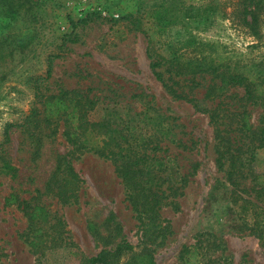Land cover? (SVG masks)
I'll use <instances>...</instances> for the list:
<instances>
[{
	"label": "rangeland",
	"instance_id": "rangeland-1",
	"mask_svg": "<svg viewBox=\"0 0 264 264\" xmlns=\"http://www.w3.org/2000/svg\"><path fill=\"white\" fill-rule=\"evenodd\" d=\"M160 1L42 0L33 17H0V264H87L100 251L116 264H185L186 250L191 264H264V13L258 39L234 15L239 0H211L209 30L204 17H186L152 44V53L227 61L253 78V97L218 72L159 68L170 89L150 67L147 37L122 19ZM190 34L212 47L187 44ZM58 95L79 101L90 122L74 145L64 116L44 117ZM116 133L153 170L156 217L132 209L112 159L93 147L96 134ZM60 157L80 178L66 201L45 189ZM37 204L49 220L32 224L26 212ZM38 228L55 241L36 251Z\"/></svg>",
	"mask_w": 264,
	"mask_h": 264
},
{
	"label": "trees",
	"instance_id": "trees-1",
	"mask_svg": "<svg viewBox=\"0 0 264 264\" xmlns=\"http://www.w3.org/2000/svg\"><path fill=\"white\" fill-rule=\"evenodd\" d=\"M189 0H161L154 4L149 9H143V12L139 15L130 14L122 16V19H130L137 29H139L148 39L147 53L150 57V67L154 70V74L157 79L164 82L162 72L157 71L159 68L164 69L169 75L176 77L195 78L196 74H204L206 72L220 73L225 78L222 79L224 84H239L244 86L245 93L251 96L250 86L254 83L251 76L243 71L231 68L227 61L221 58L212 57L205 54L204 51L199 53L194 52L190 56L177 54L176 51H170L166 55L160 52L152 53V44L158 39V36L169 26L173 27V24L179 19L189 17V19H197L204 17V20L208 22L204 26V31L209 30L213 21L208 20L210 17L216 16L218 9L213 5L211 0H204L195 4L196 6H186ZM237 7L234 8V15L239 19L240 25L247 29L255 38H260V24L262 22L261 15L264 13V0H239ZM42 0H0V17H5L11 20H18L27 17H33V11L41 7ZM177 4V5H176ZM179 5V6H178ZM192 5V4H191ZM181 14V17H179ZM171 25V26H170ZM185 29V24H179ZM183 31V29H182ZM187 44H196V46L208 45L212 47L209 40L204 38L196 39L191 34L184 36ZM254 72L257 77H260L263 70L260 66L253 64ZM166 87L167 84L164 82ZM171 89V88H170ZM175 91V90H174ZM260 97V96H259ZM79 101L69 102L64 95H58L48 97L44 102V117L45 120L50 122L56 117H65L68 121V130H65L64 134L67 141L71 144L76 143L77 129H83L90 125V122L86 119V111L84 107L80 106ZM96 130H99L103 124L97 122ZM115 132V130H113ZM124 135L109 134L100 135L96 134V144L94 149L101 155H105L112 159L115 172L122 180L125 190L126 199L129 201L132 209L139 214H148L149 218L157 216V212L160 210L162 200L161 196L155 192L150 182L154 177L153 170H149L148 167H144L140 164L138 159L134 158V152L129 146H123ZM95 141V140H94ZM159 163V162H155ZM154 164V163H153ZM146 169V170H145ZM80 178L75 172L71 162L65 157H60L56 163L55 169L46 182L45 189L48 192H52L58 199L62 201L69 200L76 197L77 189L79 187ZM16 201V196L10 194L4 199L6 205ZM28 203H25V206ZM30 223L36 224L38 221L47 222L49 220V212L45 206L37 204L26 212ZM38 220V221H37ZM48 235L43 229L38 228L33 234L32 240L29 241V245L38 250L43 243L49 241H55L54 238L43 236ZM264 241V238H263ZM264 244V242H262ZM117 253L121 252V245L116 249ZM190 255L186 258L182 254L185 264H191L194 258V252L186 250ZM110 252L100 251L97 255L87 258V264H114L115 262L110 260ZM114 262V263H113ZM116 264V263H115Z\"/></svg>",
	"mask_w": 264,
	"mask_h": 264
}]
</instances>
